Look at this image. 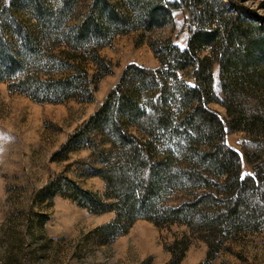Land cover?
<instances>
[{"label": "trees", "instance_id": "16d2710c", "mask_svg": "<svg viewBox=\"0 0 264 264\" xmlns=\"http://www.w3.org/2000/svg\"><path fill=\"white\" fill-rule=\"evenodd\" d=\"M25 1L28 15L0 6V80L37 101L92 98L111 70L98 46L118 32L161 25L178 5L188 13L185 45L158 40L156 65L128 62L52 154L64 158L88 146L89 174L104 180V191L61 172L39 189L40 198L60 194L90 212L113 211L92 229L101 241L126 232L137 218L185 224L187 231L166 245L167 264L182 258L190 233L205 240L208 264L227 238L264 222V173H240V153L225 138L235 128L264 134V18L255 9L233 0L225 13L207 0ZM205 47L209 54L201 53ZM213 61L223 97L212 87ZM187 67L191 82L181 74ZM209 100L222 103L228 116L207 106Z\"/></svg>", "mask_w": 264, "mask_h": 264}, {"label": "rangeland", "instance_id": "374dc122", "mask_svg": "<svg viewBox=\"0 0 264 264\" xmlns=\"http://www.w3.org/2000/svg\"><path fill=\"white\" fill-rule=\"evenodd\" d=\"M76 1L79 5L88 3V0ZM207 1L215 12L218 8L224 9V13L230 9L227 0ZM233 1L255 9L264 18V0ZM221 2L226 4L218 7ZM3 4H10V9H16L18 14H29L25 0H0V6ZM187 24V10L178 5L169 11L161 25L150 29L130 28L98 46L97 53L106 58L111 70L98 79L90 99L37 101L10 91L6 82L0 80V264H167L170 261L171 252L166 245L187 231L185 224L158 226L149 219L137 218L126 232L113 240L101 241L92 229L112 218L113 211L90 212L60 194L40 198L39 189L62 172L85 188L104 191V180L89 174L88 146L71 149L64 158L55 159L52 154L101 102L128 62L156 65V42L165 38L183 47ZM201 53L209 54V48L201 49ZM87 66L89 72L96 68L91 60ZM190 71L187 67L181 72L188 82L192 81ZM211 71L214 92L223 97L217 61H213ZM206 105L228 116L226 107L219 101L209 100ZM225 138L240 153V173H264V134L259 137L235 128L228 130ZM189 239L177 264H206L202 262L207 250L205 240L197 233H190ZM208 264H264V222L257 229L235 232Z\"/></svg>", "mask_w": 264, "mask_h": 264}, {"label": "crops", "instance_id": "0c3cea01", "mask_svg": "<svg viewBox=\"0 0 264 264\" xmlns=\"http://www.w3.org/2000/svg\"><path fill=\"white\" fill-rule=\"evenodd\" d=\"M151 66H154V65H151Z\"/></svg>", "mask_w": 264, "mask_h": 264}]
</instances>
